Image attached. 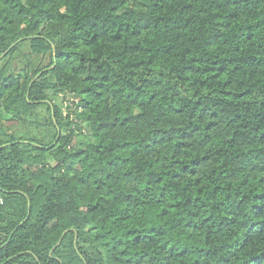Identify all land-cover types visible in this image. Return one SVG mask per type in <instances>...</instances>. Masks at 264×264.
I'll return each mask as SVG.
<instances>
[{
  "label": "trees",
  "instance_id": "trees-1",
  "mask_svg": "<svg viewBox=\"0 0 264 264\" xmlns=\"http://www.w3.org/2000/svg\"><path fill=\"white\" fill-rule=\"evenodd\" d=\"M7 51L0 264H264V0H0Z\"/></svg>",
  "mask_w": 264,
  "mask_h": 264
},
{
  "label": "rangeland",
  "instance_id": "rangeland-1",
  "mask_svg": "<svg viewBox=\"0 0 264 264\" xmlns=\"http://www.w3.org/2000/svg\"><path fill=\"white\" fill-rule=\"evenodd\" d=\"M60 97L62 98L63 96H60ZM61 98H60V99H56L55 103H56L57 105H60V104H61Z\"/></svg>",
  "mask_w": 264,
  "mask_h": 264
},
{
  "label": "water",
  "instance_id": "water-1",
  "mask_svg": "<svg viewBox=\"0 0 264 264\" xmlns=\"http://www.w3.org/2000/svg\"><path fill=\"white\" fill-rule=\"evenodd\" d=\"M16 44H17V43H16ZM16 44H14L12 47H14ZM12 47H11V48H12ZM11 48H10V49H11ZM10 49H9V50H10ZM8 52H9V51H7V52H6V53L0 58V60H1V59H2V58H3ZM59 132H60V131H59Z\"/></svg>",
  "mask_w": 264,
  "mask_h": 264
}]
</instances>
